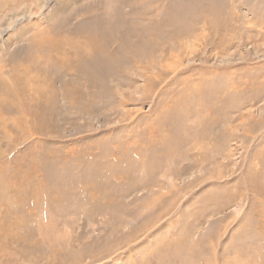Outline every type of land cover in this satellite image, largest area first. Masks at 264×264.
<instances>
[{"label":"rangeland","instance_id":"rangeland-1","mask_svg":"<svg viewBox=\"0 0 264 264\" xmlns=\"http://www.w3.org/2000/svg\"><path fill=\"white\" fill-rule=\"evenodd\" d=\"M0 264H264V0H0Z\"/></svg>","mask_w":264,"mask_h":264}]
</instances>
